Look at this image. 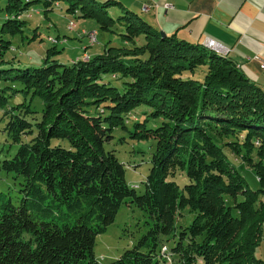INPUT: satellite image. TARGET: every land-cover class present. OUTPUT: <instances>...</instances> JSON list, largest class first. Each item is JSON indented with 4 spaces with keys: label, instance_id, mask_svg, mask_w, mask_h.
<instances>
[{
    "label": "trees",
    "instance_id": "obj_1",
    "mask_svg": "<svg viewBox=\"0 0 264 264\" xmlns=\"http://www.w3.org/2000/svg\"><path fill=\"white\" fill-rule=\"evenodd\" d=\"M18 1L6 7L0 54L11 47L1 34L25 23L31 1ZM58 1L44 0V12ZM64 1L125 43L69 65L49 54L39 67L0 60V83L20 85L0 86L4 133L17 145L0 170L18 182L16 200L0 192V264H100L96 238L123 205L142 213L146 232L108 264H264L255 256L264 240V88L226 55L162 36L119 1ZM18 92L22 101L9 105ZM140 110L145 118L130 117ZM127 140L154 142L141 191L115 154ZM184 212L193 216L185 225Z\"/></svg>",
    "mask_w": 264,
    "mask_h": 264
},
{
    "label": "rangeland",
    "instance_id": "obj_2",
    "mask_svg": "<svg viewBox=\"0 0 264 264\" xmlns=\"http://www.w3.org/2000/svg\"><path fill=\"white\" fill-rule=\"evenodd\" d=\"M28 1H31V4L27 7V11L20 14V19L25 21L21 32H17L14 35L10 33L1 34L2 40L10 42L11 45L9 50L4 54H0V60L3 59L5 61L3 63L4 67H39L44 64L47 54H49V60L56 64L69 65L72 62H86L97 51L101 53L108 42L113 46L125 43L118 38L117 31L116 34L104 32L94 20L83 19L78 17V14L67 12L68 3L64 0L58 1L59 7H54L53 5L52 9L46 12H44L43 7L44 0H37V2H34V0H19L18 3L23 6ZM95 1L101 4L106 0ZM9 4L14 5V0H0V31L3 23L8 18L6 7ZM107 9L109 16L113 20L116 19V13L119 9H114V7ZM9 17H14V12L9 13ZM114 22L116 28L117 22ZM70 24H73V29H68ZM50 38L58 39L59 43L53 45ZM91 38L95 41L93 42ZM48 50H54L55 53H48ZM0 86H8L13 89L20 88L19 84H13L10 81H1ZM8 92L10 93V90ZM22 99V94L18 92L17 96L11 99L9 105H15ZM5 109L0 108V162L5 158H10L17 149V145L11 144V141L4 133L6 118L3 113ZM141 112V110L135 112L130 117L132 119L145 118V115H142ZM151 122L152 120L149 118L148 125H151ZM118 133L121 132H115V134ZM114 149L117 158L127 167L126 179L129 186L138 185V190L141 191L142 182L150 167L148 159L154 149V142L152 140L139 142L127 140L124 143L115 145ZM133 166L135 169H132ZM240 170L249 185L252 188H256L257 180L251 168L241 164ZM0 192L16 200L18 197V182L14 174L0 170ZM192 218L191 214L184 212V218L181 223L183 225L188 224ZM145 232V218L142 213L135 208L123 205L113 224L107 228L104 234L96 238L94 254L97 260L100 264H108L118 259L125 250L132 248L133 244ZM255 256L264 261V240L257 246ZM165 264L172 263L166 262Z\"/></svg>",
    "mask_w": 264,
    "mask_h": 264
},
{
    "label": "crops",
    "instance_id": "obj_3",
    "mask_svg": "<svg viewBox=\"0 0 264 264\" xmlns=\"http://www.w3.org/2000/svg\"><path fill=\"white\" fill-rule=\"evenodd\" d=\"M116 1L165 35L200 46L213 40L227 50L218 54L264 88V0Z\"/></svg>",
    "mask_w": 264,
    "mask_h": 264
},
{
    "label": "built area",
    "instance_id": "obj_4",
    "mask_svg": "<svg viewBox=\"0 0 264 264\" xmlns=\"http://www.w3.org/2000/svg\"><path fill=\"white\" fill-rule=\"evenodd\" d=\"M144 11H147V8H144ZM68 29H73V24H70V25L68 26ZM92 36H93V35H92ZM91 40H92L93 42L95 41V40H93L92 38H91ZM205 42L211 43L212 45L216 46L217 48H221L222 50H224V51L227 52V50H226L225 48H222L221 46H219V45H218L216 42H214L213 40L206 39ZM262 67H264V64L262 65ZM163 252H166V251L163 250Z\"/></svg>",
    "mask_w": 264,
    "mask_h": 264
},
{
    "label": "bare ground",
    "instance_id": "obj_5",
    "mask_svg": "<svg viewBox=\"0 0 264 264\" xmlns=\"http://www.w3.org/2000/svg\"><path fill=\"white\" fill-rule=\"evenodd\" d=\"M207 49H210L212 51H218L217 53H225L224 50H220L221 48H217L216 46L212 45L211 43L204 42L203 44ZM166 251V250H165Z\"/></svg>",
    "mask_w": 264,
    "mask_h": 264
},
{
    "label": "water",
    "instance_id": "obj_6",
    "mask_svg": "<svg viewBox=\"0 0 264 264\" xmlns=\"http://www.w3.org/2000/svg\"><path fill=\"white\" fill-rule=\"evenodd\" d=\"M161 35H162V36H165V34H164L163 32H161Z\"/></svg>",
    "mask_w": 264,
    "mask_h": 264
}]
</instances>
